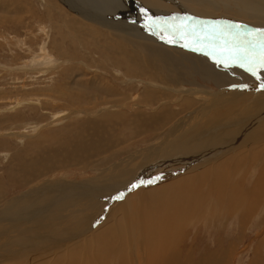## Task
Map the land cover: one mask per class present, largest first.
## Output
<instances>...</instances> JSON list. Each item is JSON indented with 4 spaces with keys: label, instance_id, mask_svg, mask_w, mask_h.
Instances as JSON below:
<instances>
[{
    "label": "rangeland",
    "instance_id": "rangeland-1",
    "mask_svg": "<svg viewBox=\"0 0 264 264\" xmlns=\"http://www.w3.org/2000/svg\"><path fill=\"white\" fill-rule=\"evenodd\" d=\"M65 1L0 0V209L3 212L5 211L3 209L17 200L21 199L20 203L23 204V197H29L27 203H32L45 184L63 182L71 187L77 184L78 187L87 188L90 191L103 190L109 187L108 182L112 178L114 180V174L128 182L123 178L133 175L130 170L144 169L145 166H140L147 163L148 160L144 158L148 150L156 158H164L162 155L164 152L171 156L173 151L177 153V156L185 154L186 144L179 146L169 142L171 137L168 138V136L172 126L190 111L204 104V101H198L193 98L194 96L207 99L220 88L214 80L207 76L205 78L191 67H184L187 63L178 61L183 59L180 55L177 56L179 63L176 61L170 65L172 68L167 71L165 69L167 65L154 63L148 55L141 53L142 49L111 34L124 29H110L91 20L87 22L85 18H81L82 15H77L75 2L68 5ZM149 1L165 13L169 11L167 5L165 6L167 3L170 7L179 6L183 10L202 8L209 12H217L210 15L219 16L223 13L226 16L237 17L238 20L224 19L235 21L233 25L240 23L258 27V29L264 28L263 12L260 18L235 15V10L233 11L235 6L233 5L234 7L230 10V4H226L229 3L227 0H201L202 6L197 5L200 0H190V3L189 0L188 2L187 0ZM245 4L258 10L264 8V0H246ZM124 5L126 3L119 0L118 6L127 8ZM171 12L167 14L172 15ZM130 19L136 21L134 17ZM254 22L260 25L256 26ZM151 25L153 24H150V27L154 28ZM103 41L107 44L109 41L111 44L118 41L122 43L114 44L119 48L116 49L104 46ZM185 46L190 48L186 49V52L197 54V50H195L196 53L193 52L194 46H189L187 43ZM196 49L203 52H198L199 55L208 54L216 57L220 54L215 49L214 51ZM223 55L220 54L216 58L227 57L228 59H224L231 60L228 55ZM219 65L223 69L222 75L227 78L226 71L230 69L228 63ZM174 79L176 83L173 82ZM105 83L109 84L107 86L110 89L112 88L108 93L107 89L101 87ZM236 84L237 81H230L231 86ZM188 90L197 91L196 95ZM181 91L186 92L188 103L183 101L185 98L182 97ZM199 93L200 95H197ZM168 113L171 116H166ZM212 114L210 112L206 115L205 119H207L203 122L216 116L214 112ZM150 117L153 118L150 119ZM254 146L259 148L262 146L263 150V140L249 144L248 148L246 146L244 152L237 157H232L231 154H238L240 151L231 149L217 160L226 161V171H229L231 175L229 204L234 203L230 210L235 213L236 209L242 208L236 214L237 219L233 217L234 213L227 220H223L221 216L220 222H217L219 229H205L201 235L196 236V239L201 241L194 245L188 237L192 231L194 233L200 229V226L190 222V230L183 231L180 237L182 239L183 234H186L180 243L184 242L182 244L184 248L177 251L182 259L186 256V252L190 251H185L186 248L192 245L195 250L190 251L189 255L192 264H207L212 259L218 262L229 252V259H226L224 264H264V199L256 205L260 207L258 215L254 211L251 212L249 216L252 219L249 217V220L243 216L246 205L239 201V197L242 200L245 196L244 189L253 188L261 174L263 165L260 163H257L259 166L255 165L259 159L254 156V150L253 152L249 150ZM255 155L264 159V151ZM233 159H235L234 166H232ZM237 160L241 162L238 164ZM240 167L242 168L238 171L237 168ZM209 178L213 179L211 172ZM175 181L176 179H167L151 184L149 188L146 187L149 190L148 198L146 191V198L142 197L143 193L140 191L139 195L134 196L140 198V209L143 210L145 206L150 205V192L154 188L164 185L163 183L169 185ZM242 183L245 185L242 186ZM208 184L207 182L204 187H208ZM133 186L132 183L128 191L134 189ZM139 188L143 190L144 185L142 184ZM74 190L77 189L74 187ZM106 191L109 192V190L104 191L108 194ZM213 199L216 201V208L220 209V206L223 210L226 208H224L227 204L226 199L219 200L216 197ZM75 202L80 204L77 203V207L71 206L73 211L65 217L68 215L69 218L75 217L76 225V222L86 217L83 214L87 215L91 205L84 204V206L81 204L83 202ZM69 203L60 207L61 214L70 206ZM122 203L124 202L120 201L113 208H109L95 223L93 229L98 234L99 231L112 228L115 231L114 235L118 238L115 246L127 247L125 238L117 232L118 226H128L126 217L119 211L123 210L119 208L123 205ZM16 209L17 207L14 210ZM39 214H46V211L45 213L44 210L40 211ZM10 218L8 222L16 223L19 220L15 216ZM205 221H207V214ZM3 222L5 221L0 220V223ZM27 229L6 233V235L3 233L5 238L0 234V243L8 241L10 236L9 241L23 237ZM119 235L122 239H119ZM80 241L79 239L65 241L63 246L56 250L48 249V252V244L40 235L33 241L35 247L32 246L27 251H18L16 254L9 253L6 256L1 255L5 251H1L0 246V264H70V250L75 247V244H71ZM127 243H130L128 247L131 250L134 243L129 238ZM83 245V243L80 245L82 246L81 252L79 251L80 259L78 257V262L74 261L71 264L86 263L87 253ZM112 253L113 251L111 255ZM95 256L97 255H91V263L100 264V258L97 259ZM114 259L111 261L107 258L109 262L105 264L120 263V257Z\"/></svg>",
    "mask_w": 264,
    "mask_h": 264
},
{
    "label": "bare ground",
    "instance_id": "bare-ground-1",
    "mask_svg": "<svg viewBox=\"0 0 264 264\" xmlns=\"http://www.w3.org/2000/svg\"><path fill=\"white\" fill-rule=\"evenodd\" d=\"M66 1L68 5L71 2H75L74 7L78 10V12H76L78 13L77 15H82L81 18H85L87 22L91 20V22L97 23L98 25L108 26L110 29H124L123 31H116V33L111 34H114L118 39L121 38L122 41L132 44L133 46L135 45L138 49H142L141 53L148 55L154 63L158 62L159 64H163V66L167 65V67H165L167 71L171 70L172 67H170V65L176 63L178 60L177 56L180 55L183 59H179L178 61L187 63L189 66L188 67L186 64L184 67H191L205 78L207 76L214 80L219 84L220 88L207 99H204L202 96H194L193 98L198 101H204V104L190 111L183 119L178 120L175 125L172 126L171 133L168 136V138L171 137L169 142L179 146H184L186 144L185 154L177 156V153L173 151L171 156V154L164 152L162 154L164 158H156L154 155L150 154V150L146 151V157L144 159L148 161L140 166H145L144 169L142 171H140L139 168L130 170L133 175L131 174L123 178L128 182L121 180L120 177H116L114 174V180L112 178V180L108 182L109 187L106 188L109 190V192L106 191L108 194L104 193L106 190L105 188V190L100 189L95 191L91 188L92 191H90L87 188L78 187L77 184L71 187L63 182H58L55 184H45L43 189L40 190V193H36L37 199H34L32 203H27V198L29 197H23V204L20 203V199L14 203H10L6 209H3L5 210L4 212L0 209L2 211H0V218H2L0 220L5 221L0 223L1 235H4L3 233L6 235V233H12L17 230L21 231L28 228L27 233L21 238L17 237L13 241H9L10 236L8 241L3 240L4 242H1L0 246L1 251L5 252L4 254L1 253V255L6 256L9 253L10 255L13 253L16 254L18 251H27L30 247H35V242L33 241L37 240L41 235L48 244L47 251L48 249L54 248L56 250L65 243V241L81 240L80 242L71 244H75V247L70 250V264L74 261L78 262L80 259L79 251L81 252L82 246L80 245L82 243L85 247L84 251L87 253L85 264H92L91 255L93 254L97 255L95 256L97 259L100 258V264L101 262L102 264L109 262L107 258L108 260H115L114 258L116 257H120L119 264H192L189 258L190 251H195L192 245L201 241V239H196V236L201 235L205 229L218 230L219 226H217V222H220V217L222 216L223 220H227L232 217L234 213V211L230 210L234 202L229 204V187L232 186L230 182L231 175H229V171H226V161L222 159L217 161L218 157H221L228 150L238 149L240 151L238 154H231L232 157H237L248 148L249 144L257 143L260 140H263L264 143V88L261 87V85L264 84V69L259 70L258 74L254 76L251 72L245 70L247 63L242 59L234 60L231 58V60H226L224 58L227 57H224L222 59L219 58L220 61L216 58L219 57L220 54L224 56L223 53H220L219 56L216 57L208 54L199 55L198 52H203L196 49V47L206 50L208 47L195 46L189 40L194 36H198L201 42L219 45L220 47H224L227 42V47L230 49L227 53L233 55L246 46L245 41L251 39L254 30H257L258 27L254 28V26L251 27L245 24L240 26L241 24L237 23L240 29H243L242 27L248 28L247 31H242L241 33H231L221 30L211 31L197 28L196 25L191 24L193 23L192 20L196 18L216 21L220 26L228 23H235V21L231 22L224 19H238L234 16H226L223 13H220L219 16L210 15V13L216 14L217 12H209L202 8L188 10H183V8L179 6H174L175 8H173L168 6L167 2H165L167 3L165 4V6L167 5L168 7L167 10L171 12L174 9V11L171 12L172 15H168L170 14L169 11L167 14L155 7L154 3L149 0H120L126 3L124 6L127 8L119 7V0ZM227 1L229 3L226 4H230V10L235 6L233 8V11L235 10V15L241 17L254 16L260 18L261 12L264 13V8L258 10L247 6L245 4L246 0ZM201 3L200 0L197 5L200 4L202 6ZM65 4L67 5V3ZM135 6H138V8H135ZM176 10H178V12ZM131 12L134 13L132 14ZM181 14H184V16H181ZM187 14L188 16H186ZM129 17H134L136 21H134V19L131 20ZM139 18L143 19L140 20ZM171 22L172 25L170 24ZM208 23L213 24V22ZM150 24H153L151 26L154 28L150 27ZM257 25L260 24L256 23V26ZM192 29L194 30L191 31ZM126 36L131 38H126ZM122 41L118 42L122 43ZM118 42L111 44V41H109L107 44L106 41H103L102 44H104V46L107 45L119 49L114 46V44ZM186 43L189 46H194V50H192L193 52L197 50V54L194 55V53L190 54L186 52V49H190L185 46ZM248 53H251L248 54L250 56H257L259 54L258 50L255 52L249 51ZM224 62H227L230 68L226 71L228 74L227 78L222 75L223 69L219 65ZM241 63H245V67H241ZM239 66L240 69H238ZM175 69L176 68H174V70ZM173 78L175 77L173 76ZM176 79H174V83L177 82L175 81ZM231 80L237 81V84L231 86ZM105 85L101 87L107 89V93L110 92L112 88L110 89L107 86L109 85L108 83H105ZM188 91L194 92V94L197 92L195 90ZM180 93L182 97L185 98L183 101L188 103L189 100L185 96L186 92L181 91ZM188 95L191 94L188 93ZM197 95H200V93ZM206 97L207 96H205V98ZM210 112L211 114L214 112L216 116L214 115V118L212 117L213 119L211 118V120L203 122V120L207 119H205V117ZM170 114L168 113L166 116ZM152 118L150 117V119ZM249 150L252 152L254 150V156L259 159L256 161L255 165L259 166L257 163H260V165L263 166L261 168L260 177L256 181L254 187L244 189L243 194L245 196L242 200L241 197H239L241 204L246 205L243 210V216L248 220L249 217H251L249 216L251 212L254 211L256 215H258L260 207H256V205L261 199H264V159H260L255 155L260 151H264V146L263 150L262 146L260 148L258 146H254V148L250 147ZM234 160L235 159L232 161V166H234ZM236 162L239 164L241 161L237 160ZM241 168L242 167L237 168V170L239 171ZM210 172L213 177L212 180L209 178ZM141 174H144V176H140ZM167 179H176V181L169 185L163 183L164 185L154 188L150 192V205L145 206L143 210L140 209V198H135L134 196L139 195L141 191V193H143L142 197H145L146 191V197L148 198V186ZM207 182L209 184L208 187L205 188L204 185ZM132 183L136 185V187L128 191V187ZM142 184L144 185L143 190L139 188L142 187ZM244 185L245 183H242V186ZM74 187L77 190H74ZM146 187L148 188L146 189ZM224 194L228 197L226 198ZM117 196L120 198L117 199ZM213 197L219 200L226 199L225 203L227 204L224 206V208H226L224 210L221 206L220 209L216 208V201H214ZM208 198L209 200L207 201ZM75 201L83 202L81 203L82 205H91L87 215L82 213L83 216L85 215L86 217H80L83 219L76 222V225V219L74 221L75 217L69 218V215L65 217V215L73 211L71 206L77 207V203L79 202ZM120 201L124 203L119 207L123 210L119 211L126 217L128 226H118L117 232L125 238L127 247L123 245L115 246L118 238L114 235L115 231H113L112 228L99 231L100 233L98 234L93 229L95 223L99 221L109 208H113L114 205L118 204ZM143 202L144 200L142 203ZM65 203H69L70 206L62 211L63 213L61 214L60 207ZM71 203L73 204L71 205ZM82 205L80 206L82 207ZM16 207L17 209L14 210ZM234 209H236V207ZM241 209V207L236 209L233 215L234 218L237 219L236 214ZM39 210H44V213L46 211V214L40 215ZM206 214L207 221H205ZM14 216L18 217L19 220L16 223H12V221L8 222V219L10 220V217ZM201 220L203 221L201 222ZM190 222L200 226V229L194 233H192V231V235L191 233L189 234L188 238H191L192 247L186 248L185 251H190H187L186 256L182 259L177 251L184 248L182 246L184 242L182 244L180 243L185 238L186 234H183L184 238L180 239V237L183 231L190 230ZM244 224L243 227L245 229ZM120 235L119 239H122ZM128 238L134 243V246H131V250L128 247L130 244L127 243ZM111 251H113L112 255ZM229 255L230 252L226 253L220 261L214 262L212 259L211 262L207 264H224L225 260L229 259Z\"/></svg>",
    "mask_w": 264,
    "mask_h": 264
},
{
    "label": "snow or ice",
    "instance_id": "snow-or-ice-1",
    "mask_svg": "<svg viewBox=\"0 0 264 264\" xmlns=\"http://www.w3.org/2000/svg\"><path fill=\"white\" fill-rule=\"evenodd\" d=\"M238 27V26H234ZM246 46L241 48L239 52L234 53L232 59L234 60H244L247 63V67L245 68L246 71L252 73V75H257L259 70L264 69V29H257L254 30L251 39L245 41ZM257 56H250L248 55L249 51H257ZM221 52H228L230 49L227 47V42L225 46L220 49ZM241 67H245V63L240 64ZM264 88V84L261 85ZM133 187H136L134 185ZM117 199L120 197L117 196Z\"/></svg>",
    "mask_w": 264,
    "mask_h": 264
},
{
    "label": "water",
    "instance_id": "water-1",
    "mask_svg": "<svg viewBox=\"0 0 264 264\" xmlns=\"http://www.w3.org/2000/svg\"><path fill=\"white\" fill-rule=\"evenodd\" d=\"M193 24L197 26V28H201V29H205V30H211V31H217V30H221V31H231V32H238V31H247L248 28H244L240 29L239 27H234L235 25L238 24H225V25H219L216 21H208V20H204V19H194L192 20ZM208 22H213V24H209ZM210 25V26H207ZM242 26V25H240ZM212 46L210 45V48Z\"/></svg>",
    "mask_w": 264,
    "mask_h": 264
}]
</instances>
